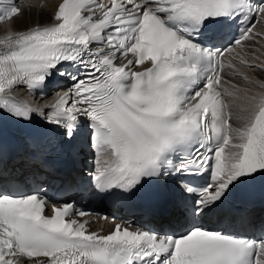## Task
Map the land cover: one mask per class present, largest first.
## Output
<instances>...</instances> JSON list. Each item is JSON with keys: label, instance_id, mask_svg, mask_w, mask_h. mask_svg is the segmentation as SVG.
<instances>
[{"label": "snow or ice", "instance_id": "obj_1", "mask_svg": "<svg viewBox=\"0 0 264 264\" xmlns=\"http://www.w3.org/2000/svg\"><path fill=\"white\" fill-rule=\"evenodd\" d=\"M21 11L9 0L0 24ZM257 23L264 0H60L49 23L0 38V115L38 116L69 147L87 130L89 175L104 199L132 200L175 173V207L186 220L172 234L115 223L100 235L73 218L88 215L73 204L47 216L44 196L0 192V264H264V238L194 222L264 176V79L248 75H264ZM232 24L239 35L218 47L210 26ZM20 86L30 97L62 91L33 106L12 95ZM238 101L247 115L233 128Z\"/></svg>", "mask_w": 264, "mask_h": 264}, {"label": "bare ground", "instance_id": "obj_2", "mask_svg": "<svg viewBox=\"0 0 264 264\" xmlns=\"http://www.w3.org/2000/svg\"><path fill=\"white\" fill-rule=\"evenodd\" d=\"M21 4V15L14 18L12 21H9L4 24H0V38H2L4 35L7 34L9 31L14 30H27L31 27H34L36 25H43L50 22V17L53 15L56 7L60 3V0H18ZM264 27V24L257 27V31H264L262 28ZM227 61L230 59V55L226 56L225 58ZM227 71V70H226ZM248 75L256 80H262L264 79V75H261L259 73H253L249 72ZM225 79H231L230 77H225ZM234 83L240 84L242 88H252V91H257L256 88L244 84L240 80H233ZM21 90L18 92L12 93L17 99H29V100H35L36 103L33 106H41L45 103L51 104L54 102V99L56 97L57 93H53L50 97L44 100H38L34 97H30L20 86ZM62 91V90H60ZM240 95H243V93H240ZM243 106L242 102H237L232 106V112H233V120L231 121L233 128L239 126L241 121L236 120V116H246L247 113L242 112L240 108ZM47 110V109H45ZM5 122L0 121V132L4 131L6 129ZM94 211L96 212H103L106 213L108 209L104 207L102 204L99 207H94ZM102 210V211H101ZM87 221H90V218H86ZM264 222V220H262ZM170 222L168 221V225ZM95 228H98V226H95Z\"/></svg>", "mask_w": 264, "mask_h": 264}, {"label": "rangeland", "instance_id": "obj_3", "mask_svg": "<svg viewBox=\"0 0 264 264\" xmlns=\"http://www.w3.org/2000/svg\"><path fill=\"white\" fill-rule=\"evenodd\" d=\"M102 211V210H101Z\"/></svg>", "mask_w": 264, "mask_h": 264}]
</instances>
